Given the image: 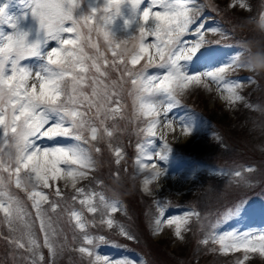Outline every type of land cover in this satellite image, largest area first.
<instances>
[{"label": "snow or ice", "instance_id": "obj_1", "mask_svg": "<svg viewBox=\"0 0 264 264\" xmlns=\"http://www.w3.org/2000/svg\"><path fill=\"white\" fill-rule=\"evenodd\" d=\"M82 2L30 0L31 17L37 25L35 38L31 40L29 32L8 20L4 16L5 9L0 8V22L12 29L8 34L0 33V213L9 226V242L30 253L31 264H55L57 230L49 210L60 215L57 210L61 209L60 201H64L65 196L55 182L64 179L65 186L70 183L75 190L71 201L81 206L62 209L67 212L69 223L74 221V231L80 234L81 244L74 250L88 258L87 264H134L127 259L112 261L100 256L97 246L112 242L104 235L87 231L89 224L96 221H89L85 212L93 216L99 214L101 225L108 229L118 228L121 236L135 239L112 218L113 213L124 210L121 202L107 198L102 192L77 187L96 167L92 150L100 153L101 148L93 142L114 135L113 128L106 122L120 111L119 91L130 83L128 94L132 97L134 114L142 118L135 163L138 174L145 170L151 172L142 181L144 191L151 193L148 186L165 175L158 162L167 160L171 152L166 133H158V129L174 131L168 113L180 106L179 97L192 85L203 86L209 91L215 86L217 91L226 93L223 98L229 105L241 101L243 97L238 89L244 82L229 80L226 73L238 67L255 69L256 63H264V51L253 53L248 49L244 60L241 57L245 52L236 51L228 64L214 71L189 74L183 64L210 43L205 40L206 33L220 31L218 27H206L205 6L198 0H102V3L96 0L87 13H80ZM125 7L130 17L124 16ZM239 7L248 6L239 0ZM117 20L123 21L124 29L136 25L127 38L116 37L113 27ZM259 27L264 29V15L259 18ZM188 36L197 39L189 42ZM52 42L56 47L48 48ZM33 58L44 62L38 71L24 65ZM141 61L144 64L137 68ZM150 68L156 69L157 74H152ZM112 70L119 73V80L109 84ZM86 87L91 89L90 93L85 91ZM191 133L190 127H182V135ZM57 137L74 143L69 147L52 148H41L37 143L44 138ZM157 139L163 142L162 152L151 151ZM109 147L119 165L124 159L123 149L113 148L111 143ZM244 171L252 172L253 169ZM231 175L239 178L238 183L245 180L241 171ZM13 188L26 192L32 201L44 236L43 246L48 248L51 258L49 261L38 251L41 245L26 219L29 213ZM43 189H52L59 200L49 202ZM42 201L49 203V209L41 206ZM156 207L154 234H159L165 225H176L174 234L183 239L182 226L193 217L201 219V214L195 210L167 217L168 205L163 201H156ZM232 213L230 209L223 219L227 220ZM219 224L220 219L210 224V230L200 243L216 244L219 252L225 255L242 253L236 264H246L251 259L250 254L264 257V232L220 234L216 231ZM76 238L74 235L73 239Z\"/></svg>", "mask_w": 264, "mask_h": 264}, {"label": "rangeland", "instance_id": "obj_2", "mask_svg": "<svg viewBox=\"0 0 264 264\" xmlns=\"http://www.w3.org/2000/svg\"><path fill=\"white\" fill-rule=\"evenodd\" d=\"M250 1L251 0H243L248 7L240 8L239 0H198L199 4L205 6L203 18L208 21L206 27H218L220 31L216 33H206L205 40L210 43L201 47L191 61L183 64V68L189 74L214 71L228 64L236 51L245 52V56L241 57V59H246L247 52L244 51L243 48L251 50L253 40L258 35L259 31H264V29L259 27L257 22L255 23L257 17L260 18L261 15H264V0H261L262 3L256 4L255 8L252 7V1ZM95 3L96 0H83L79 12L87 13L89 11V6H94ZM100 3H102V0H100ZM29 4L30 0H0V8L5 9L4 16L11 22L17 23L18 27L28 31L29 39L31 40L35 38L37 25L31 17ZM232 5L235 6L233 7ZM221 9L226 11V16L222 17L220 13ZM258 9H260L259 13ZM122 11L126 18L130 17V12L127 7ZM214 12L217 14L219 20L222 19L221 22L215 18ZM251 13H253L252 16L247 17ZM242 18L243 20L246 19L249 20L248 22H252L251 24H247L249 29L246 31L241 30V35L237 34L239 37L237 42H221V35L224 32L227 22H229V26L233 25L235 27L234 24L237 20ZM135 27L136 25H132L130 29H124L123 21L117 20L113 27V31L118 39H122L127 38ZM11 31L12 29L9 28L7 24L0 22V33L8 34ZM186 39L189 42H194L197 37L188 36ZM149 40H151V37H149ZM101 45L103 46L102 41ZM47 47H56V45L52 42ZM252 50L253 53H256L260 51V47L258 49L256 48V50L252 48ZM89 51L91 50L89 49ZM202 51L207 53V56L198 58L197 55ZM216 51H219L220 54ZM107 55L109 59L112 58L110 52H108ZM43 64L44 62L38 58H33L24 62L26 67L34 71L40 70ZM143 64L144 61H141V64L137 65V68H140ZM149 71H152V74H157V70L154 68H150ZM254 71L255 69L252 67H238L234 71L230 70L226 73L227 79L244 82L238 89V94L242 96L243 99L232 105H229L223 98L226 93L222 94L217 91L215 86H212L211 91H209L203 86L192 85L179 97L180 106L173 108L172 111L168 113V119L173 121L174 131L172 129H158V133H166L167 143L171 147V152L167 154V160L159 161L158 163L165 171V175L161 177L160 180H171V178H173L180 184L178 188H174V186L168 182V185L161 186L155 195H150L145 192L142 183L143 179L150 175L151 172L145 170L143 173H137V165L135 163L137 155L136 145L138 140H140L137 133L138 129L143 127V123L142 118L138 119L134 114L132 97L128 94L131 89L130 83L123 86V90L119 91L120 111L114 119H109L106 122L107 125L114 130L113 137L108 138L104 136L103 139L93 142L96 146L101 147V152L98 153L99 158H96L97 154L94 149L92 150V156L97 162L94 170H96L100 164L106 165L103 169L99 170L100 173L97 177L100 178L98 181L102 180L99 184L106 183L107 189L105 187L102 189L95 187L93 182H91L92 175H90V172L86 178L81 179L77 184V187L102 192L109 199L119 200L124 210L113 213L112 218L117 222V225L123 226L135 237L133 240H128L126 237L119 234L118 228L108 229L105 225H101L99 223V214L93 216V214L85 212V216L89 221H96L95 224H89L87 231L93 235H104L112 242L102 243L97 246L96 251L100 256L108 257L112 261L127 259L133 261L134 264H182L183 260L185 264H236L237 258L242 257V253L237 252L225 255L219 252V246H214L216 244L210 242L208 245H204L200 243L210 230V224L220 219L219 227L216 229L220 234L264 232V145L260 147V150L257 148L259 144L264 143V137L263 139L252 137V139H250L244 129V125L241 124L237 125L236 128L234 127L239 118V111L245 110L239 108L238 105L244 101L248 93H253V98L259 104L247 106L246 110L252 112L257 109L258 112L264 115V94H260V86L256 88L258 81L254 79L252 75ZM115 75H119V73L114 70L110 71L107 81L109 84H111L112 81L119 80L117 79L118 76ZM85 91L90 93L91 89L86 87ZM222 106L225 107L223 108ZM237 107L238 110L236 111ZM233 110L235 112L231 113ZM206 115L209 119L206 118ZM262 119L261 127L256 126L252 128L250 130L251 133L264 136V118ZM250 123L253 124L252 122ZM184 126L192 129L190 139L187 141L182 140L184 136L182 135V127ZM218 130L225 132L228 135L227 137L231 138V140L237 139V143L246 147V153L243 150V152L239 154L241 158L237 156L228 167L223 169L225 174L223 177L225 178V176L227 177V175H230V178H228L230 181H223L221 183L213 182L211 184L218 187L217 191H220L219 193H226L224 197H227L213 204L210 201L211 198L207 199L205 198L207 196H203L199 192L202 189L204 179H206V181L208 180L207 184L211 183L212 178L217 175L218 172H222V169L214 163L211 166V170L206 171V165L201 162L204 154L200 149L206 147L205 144L209 141L215 140L219 142L221 140L222 136L217 133ZM130 137L133 139H131L128 147H133L136 155H134L135 158L129 162L130 168L128 173L135 171L140 176V183L135 180L130 184V188L127 186L129 179L125 180V178H122L123 182H121L120 188L124 189L122 192H119V190L114 188L111 189L109 186V184L113 183L112 181L116 175H121L120 171L116 169L113 166V162H111L112 168L115 170V172L112 173L114 177L111 178L112 176L108 164L109 161H111V156L113 155L115 157V155L112 148L109 147V143H111L113 148L120 147L123 149V144L125 143L123 140ZM37 143L41 148H52L69 147L74 142L67 138L57 137L54 139L44 138L38 140ZM162 143L163 142L159 139L155 140L151 151L162 152ZM125 152L126 151L123 149L124 157ZM149 163H151V161H149ZM247 168H252L253 171H244ZM235 171H241L245 180L238 183L237 181L239 178L231 175V173ZM181 177L183 179H180ZM98 181L96 183H98ZM55 183L61 188L65 196V200L60 201L61 209L57 210V212L60 213L59 216L56 213H51L49 210V215L52 217L54 226L57 230V235L54 237L58 249L56 260L60 259V262H70L72 264H87L88 258L74 250L75 247L81 244L78 230L74 231L73 229L74 221L69 223L67 212L62 211L63 208L70 205L77 209L81 208L78 202L74 203L70 199L71 195L75 194V190L71 187L70 183L65 186L66 182L64 179H58ZM249 184H251V190L248 192L247 189ZM236 186L245 188L242 190L243 192H235L237 191L235 189ZM227 187H230L233 191L229 193L226 190ZM13 191L21 199L26 211L29 213L26 219H30L32 231L41 245L38 251L45 257L44 249L48 251V248L43 246L44 237L41 235L38 225L39 221L35 218V209L32 208V201L28 199L26 192L15 188H13ZM43 191L48 194L49 202L59 200L52 189H43ZM208 191L211 192L209 189ZM212 193H215L214 189H212ZM156 201L167 203L168 207L165 213L167 217L180 216L186 211L195 210L201 214V219L197 220L193 217L186 226H182L183 239L175 236L176 225H172L171 227L165 225L159 234H154V218L158 215ZM234 203L235 206L233 207ZM41 206L45 209H49V203L47 202L42 201ZM230 209H233L232 215L227 220H224V215ZM247 209H249L250 212L247 213V217H244L241 222L236 225L230 223L234 215L242 211L246 213ZM185 228L187 230H185ZM1 229L5 230L4 233L7 234L8 237L11 235L9 226L3 222V213H0V231ZM108 230H112V232L109 233ZM74 235L77 237L76 239H73ZM0 236L4 235L1 234ZM113 244L116 246H113ZM212 249L217 250L213 251ZM250 255L251 259L246 262V264H252L255 260H257L259 264H264V257H260L258 254ZM29 256L30 253L25 250L21 252L15 245L11 244L9 258L0 260V262L3 264H31V260L28 259ZM179 257H182L183 260L180 261ZM46 258L47 257H45V260Z\"/></svg>", "mask_w": 264, "mask_h": 264}, {"label": "trees", "instance_id": "obj_3", "mask_svg": "<svg viewBox=\"0 0 264 264\" xmlns=\"http://www.w3.org/2000/svg\"><path fill=\"white\" fill-rule=\"evenodd\" d=\"M252 1V2H251ZM250 2L252 3V7L255 8V5L256 4H260V0H251ZM240 16V15H239ZM240 18V17H238ZM249 20H243L242 19H238L237 22L234 24L235 27L231 25V27H227L229 26V22H228V25L226 26L230 31L231 35H232V38H231V41H234V40H239V37L237 34H240V31L241 30H247L249 29V26L247 25L248 23L251 24L252 22H248ZM254 23V22H253ZM248 26V28H247ZM255 26V25H253ZM241 35V34H240ZM234 36H237L234 38ZM231 37V36H230ZM258 46V47H257ZM260 47V51H264V33L263 32H260L258 33V35L255 37V39L253 40V45L251 46V49H255L256 48L258 49ZM253 51V50H252ZM255 76L258 80V85L256 86V88H258L260 86V94H264V88H263V83H264V69H259L257 68V71L255 73ZM254 97V94L253 93H248L247 96H246V104L244 106H242L241 108L245 109V110H240L238 113V121H237V124L234 125V127L236 128L237 125H244V129L246 131V133L248 134V138L252 139V138H262L263 139V135L261 134H253L250 132V130L252 128H255L256 126L258 127H261V124H262V121L264 118V115L260 112H258L257 109L253 110L252 112H248L246 110V107L247 106H251V105H258L259 103L253 98ZM208 118V117H207ZM209 119V118H208ZM250 122H252L253 124H251ZM217 128V127H216ZM218 133L221 134V140L219 142L217 141H209L206 145V147H202L200 150L203 151V159H202V163L204 165H206V171H210L211 170V166L212 164L216 163L218 165L219 168L222 169V172H218L217 175H215L213 178H212V182L207 184L208 183V180L206 181V179H204L203 181V185H202V189L199 193H201L203 196H207L205 198H211L210 201L214 204L216 201L222 199V198H227V197H224V195L226 193H219L220 191H217L218 190V187H215V185H211L213 182L215 183H221L223 181H230L228 180V178H230V175H227V177L225 176V178L223 177L225 174H224V168L228 167L233 161V159H235L237 156L239 158H241V156L239 155L241 152H244L246 153L245 151V148L242 144H239L237 143L238 140L237 139H234V140H231V138L227 137L228 135L225 133V132H222V131H219L218 130ZM252 137V138H251ZM204 145V146H205ZM262 145H264V143L262 144H259L258 145V150H260V147H262ZM205 152V153H204ZM96 158H99V154L96 155ZM130 158V156H129ZM106 165L104 164H100L98 166V168L92 172V179H91V182H93V185L95 187H99V188H106V183H102V184H99L101 183L102 180L98 181L100 178L97 177V175L99 176V173L101 169H103ZM109 167V171H110V174H111V178L114 177V174H112L113 172H115L114 169L110 170V165H108ZM125 170V167L122 166V167H119V168H116L120 171L121 175H118L117 178L114 177L113 179V183L112 184H109V186L116 190H119V192H122V190L124 188H120V184L121 182H123V179L125 178V180L129 179V183L127 184V186H130V184L136 180V177L133 173H128L127 170ZM117 170V171H118ZM123 178V179H122ZM124 180V181H125ZM98 181V183H96ZM108 186V185H107ZM217 186V185H216ZM232 186V185H231ZM251 184H249V187H248V192L251 190L250 187ZM128 188V189H130ZM220 188V187H219ZM245 188V187H244ZM244 188H239L238 186L235 187V189L237 191H242ZM107 189V188H106ZM208 189L211 191L209 192ZM212 189L215 190V193H212ZM229 193L231 191H233L230 187H227L226 189ZM106 191V190H105ZM97 192V191H96ZM243 192V191H242ZM233 193V192H232ZM250 210H248L247 212H249ZM237 218H235L233 220V222L231 223H234L235 225L237 223H239V221L242 220V217H245V216H239L237 215L236 216ZM29 222H30V219L28 218L27 219ZM31 223V222H30ZM38 231V230H37ZM5 230L1 229L0 231V235H4V236H0V253H1V256H0V260H6V258H9V252H10V246H11V243L9 242L8 240V235L4 233ZM76 248V247H75ZM19 251H23L24 249H19ZM45 252V257L46 258V261H49L51 258L49 256V253L48 251L45 249L44 250ZM75 253V252H74ZM76 254V253H75ZM179 260H183L182 257H179ZM260 260V259H259ZM57 262H55V264H72L70 262H60V259H57L55 260ZM263 262H264V259H263ZM255 264H259L257 262V260H255V262H253ZM252 263V264H253ZM0 264H3L0 262ZM182 264H185L184 263V260L182 262Z\"/></svg>", "mask_w": 264, "mask_h": 264}, {"label": "bare ground", "instance_id": "obj_4", "mask_svg": "<svg viewBox=\"0 0 264 264\" xmlns=\"http://www.w3.org/2000/svg\"><path fill=\"white\" fill-rule=\"evenodd\" d=\"M188 139H190V135L182 137L183 141H187ZM114 159H116V158L114 157ZM160 167H162V166L160 165ZM183 176H184V174H183ZM180 179H183V178L181 177ZM168 182L171 183L174 186V188H178L179 184H180L176 179H173V178H171V180H164L163 179V181L162 180L155 181L151 185L148 186L149 189H151V193H149V192H147V193L150 195H155L159 191V188L163 185H166V184L168 185ZM143 188H144V186H143Z\"/></svg>", "mask_w": 264, "mask_h": 264}, {"label": "clouds", "instance_id": "obj_5", "mask_svg": "<svg viewBox=\"0 0 264 264\" xmlns=\"http://www.w3.org/2000/svg\"><path fill=\"white\" fill-rule=\"evenodd\" d=\"M255 67L259 69H264V63H256Z\"/></svg>", "mask_w": 264, "mask_h": 264}]
</instances>
